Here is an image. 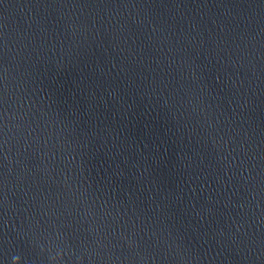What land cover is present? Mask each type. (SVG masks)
I'll list each match as a JSON object with an SVG mask.
<instances>
[{"label":"water","instance_id":"1","mask_svg":"<svg viewBox=\"0 0 264 264\" xmlns=\"http://www.w3.org/2000/svg\"><path fill=\"white\" fill-rule=\"evenodd\" d=\"M0 264H264V0H0Z\"/></svg>","mask_w":264,"mask_h":264}]
</instances>
